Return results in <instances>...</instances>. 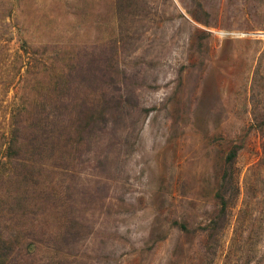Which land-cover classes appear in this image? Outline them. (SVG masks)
<instances>
[{"label": "rangeland", "instance_id": "obj_1", "mask_svg": "<svg viewBox=\"0 0 264 264\" xmlns=\"http://www.w3.org/2000/svg\"><path fill=\"white\" fill-rule=\"evenodd\" d=\"M0 264H264V0H0Z\"/></svg>", "mask_w": 264, "mask_h": 264}]
</instances>
